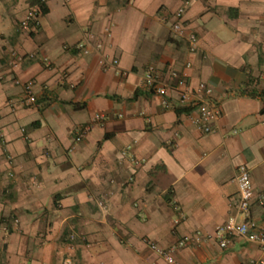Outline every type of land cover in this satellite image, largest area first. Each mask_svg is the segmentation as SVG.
Masks as SVG:
<instances>
[{
    "label": "crops",
    "instance_id": "1",
    "mask_svg": "<svg viewBox=\"0 0 264 264\" xmlns=\"http://www.w3.org/2000/svg\"><path fill=\"white\" fill-rule=\"evenodd\" d=\"M38 1L0 0V264H168L150 244L185 238L179 264L260 258L243 238L221 248L208 236L235 214L240 165L254 199L237 222L264 227V0H189L191 56L170 32L185 0H49L22 30ZM14 54L34 57L13 67ZM187 58L190 84L222 108L210 134L177 94L164 107L145 86L148 65L168 73Z\"/></svg>",
    "mask_w": 264,
    "mask_h": 264
},
{
    "label": "built area",
    "instance_id": "2",
    "mask_svg": "<svg viewBox=\"0 0 264 264\" xmlns=\"http://www.w3.org/2000/svg\"><path fill=\"white\" fill-rule=\"evenodd\" d=\"M49 0H39L38 4L30 7L24 21L20 24V28L24 31H30L31 25L36 23L38 16L42 13V6ZM189 0H185L183 5L173 13L174 21L170 24V32L172 37L181 41L185 47L187 55L191 56L197 52L198 49V36L194 31L188 30L184 22L186 9L189 6ZM166 21V18L164 19ZM79 50L88 54L86 42L78 45ZM100 48V46H99ZM33 55H13V60L10 63L16 67L23 61L33 58ZM106 60H102V65L108 67ZM1 65V61H0ZM111 65H118V60L113 59ZM192 68V62L187 58L180 69H170L168 73H164L155 65H148L144 71V82L146 88L158 95L162 99L164 107H168L172 103L171 93L177 94V103L180 107L184 108L190 116L191 122L196 125L203 134H210L213 132V125L217 123L222 115L221 105L213 98V89L208 84L201 82L196 87H193L189 82V73ZM165 75L168 79H165ZM16 84H21L19 80ZM24 91L27 96L28 103L34 105L37 98L34 95L33 87L34 82L28 81L24 85ZM106 119L103 114H96L93 123L102 124ZM91 130V126L78 129L74 136L75 142H80ZM135 164L140 161L135 160ZM236 181L238 184V196L235 200L234 207L235 214L229 220L217 227L213 235L208 238L215 239L221 248H226L232 239L236 236L245 239L250 243L258 245L262 256L257 259H250L245 264H264V227H261L254 220H243L237 222L238 215H244L249 212L251 203L254 199V188L252 184V177L250 169L247 165H240L237 170ZM258 204L264 208V193L258 197ZM2 231L0 225V232ZM195 242L199 243L202 240L200 235H196ZM189 242V238L179 241L176 245L171 246L169 249H163L156 244H150L151 249L162 257L168 264H179L174 253L184 247Z\"/></svg>",
    "mask_w": 264,
    "mask_h": 264
},
{
    "label": "trees",
    "instance_id": "3",
    "mask_svg": "<svg viewBox=\"0 0 264 264\" xmlns=\"http://www.w3.org/2000/svg\"><path fill=\"white\" fill-rule=\"evenodd\" d=\"M38 3H39V1L37 2V4H38ZM35 4H36V3H35ZM35 4H34V5H35ZM43 7H44V5L42 6V10H43ZM260 96H261L262 98H264V94L261 93ZM263 110H264V109H263Z\"/></svg>",
    "mask_w": 264,
    "mask_h": 264
}]
</instances>
